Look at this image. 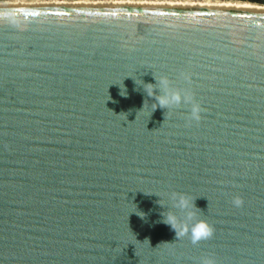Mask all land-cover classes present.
<instances>
[{"label": "water", "instance_id": "95a60500", "mask_svg": "<svg viewBox=\"0 0 264 264\" xmlns=\"http://www.w3.org/2000/svg\"><path fill=\"white\" fill-rule=\"evenodd\" d=\"M0 11V264H264V3ZM153 75L189 89L201 119L152 112L135 80ZM172 191L196 199L211 239L175 241L157 222L164 209L146 194Z\"/></svg>", "mask_w": 264, "mask_h": 264}, {"label": "clouds", "instance_id": "9594fccd", "mask_svg": "<svg viewBox=\"0 0 264 264\" xmlns=\"http://www.w3.org/2000/svg\"><path fill=\"white\" fill-rule=\"evenodd\" d=\"M10 17V12L0 11V18L10 19ZM180 75L185 80L189 79L186 73H181ZM153 77L156 83H146L141 79L137 83L135 80L138 89H142L146 97L152 98V112L157 108L165 110V120L172 110L186 106L189 112V121L198 122L201 119V105L196 101L194 94L189 89L176 87L167 75H160L159 77L153 75ZM121 95H126L123 89ZM146 101L148 99L144 100L143 107L138 112L144 109ZM146 195L159 197L156 203L164 210L160 213V220L157 222L164 223L174 231L175 241L187 237L193 245H196L213 237L214 227L206 220L197 218V212L195 211V209H198L195 204L196 199L193 200L188 194L176 191L165 194L154 192ZM165 195L167 196V202L163 198ZM233 204L236 207L242 206V198L239 196L234 197ZM143 217L144 215L141 216V218ZM145 240L150 245V241L148 239ZM200 264H216V261L213 257L206 256L201 259Z\"/></svg>", "mask_w": 264, "mask_h": 264}, {"label": "trees", "instance_id": "16d2710c", "mask_svg": "<svg viewBox=\"0 0 264 264\" xmlns=\"http://www.w3.org/2000/svg\"><path fill=\"white\" fill-rule=\"evenodd\" d=\"M242 1H251L256 3H264V0H242Z\"/></svg>", "mask_w": 264, "mask_h": 264}]
</instances>
